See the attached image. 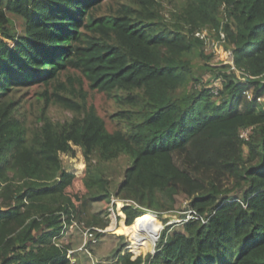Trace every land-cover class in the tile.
Here are the masks:
<instances>
[{
  "label": "trees",
  "instance_id": "trees-1",
  "mask_svg": "<svg viewBox=\"0 0 264 264\" xmlns=\"http://www.w3.org/2000/svg\"><path fill=\"white\" fill-rule=\"evenodd\" d=\"M105 1L0 0V264H71V247L57 243L72 223L93 233L91 254L109 224L93 205L112 199L127 202L115 230L135 254L148 250L134 232L143 219L158 234L154 254L116 249V264H264V0L102 11ZM219 46L231 64L212 63ZM84 81L116 103L113 130ZM33 85L42 90L30 121L16 94ZM50 106L70 116L54 121ZM77 151L85 191L70 195L76 168L63 157ZM120 158L113 183L103 165ZM179 196L198 218L160 232L149 212L173 210Z\"/></svg>",
  "mask_w": 264,
  "mask_h": 264
},
{
  "label": "rangeland",
  "instance_id": "rangeland-1",
  "mask_svg": "<svg viewBox=\"0 0 264 264\" xmlns=\"http://www.w3.org/2000/svg\"><path fill=\"white\" fill-rule=\"evenodd\" d=\"M127 0H106L103 4V10L105 11L108 6L115 7L117 2H125ZM174 0H163V3L165 4L166 9H172L175 6ZM179 2V1H178ZM10 17L14 21L15 28L18 32H21L22 30V21L18 18H15L14 16ZM230 58V57H228ZM222 58L220 56H217L215 59L212 60L213 64H220ZM223 62V61H222ZM199 72V71H198ZM205 78V80H209L211 77L209 73H203L201 72ZM218 85H215V87ZM42 90V87L39 85H33L28 88L22 89L19 93L16 94V96H21V106H22V112L24 113V116L27 118V120H33L34 115L37 114L38 107L40 106L39 103H37V93ZM83 90L87 92V103L88 105H93L95 108L97 114L105 121L106 127L109 131L113 130L116 126V122L111 119V115H113L115 112H117L118 107L116 106V103L114 100L105 94L101 92H97L95 90H91L88 87V84L86 81H84L83 84ZM48 115L54 120V121H63L66 118L70 116V113L68 111H65L58 106H50L47 111ZM242 137H247L249 135V130H244L241 132ZM63 162L66 168L75 167V177L72 180V185L66 189L67 193L70 195L75 194H82L85 190L82 184V176H83V169H84V159L81 155L80 151H77L75 153V156L72 157H63ZM125 164V158H120L116 162L105 164L103 165L104 169L107 170V172H110V178L113 180V183H116L122 176L123 167ZM124 205L123 202L118 204V206L115 207V212L117 215L116 218V226L114 225L113 221V228H110V225L112 223V213H111V206L112 204H107L105 202H101L99 204L93 205L92 211L93 213H100V215L104 214V211L107 210L108 212V218H109V224L104 229V234L99 238L100 242L93 246L94 252L88 253L84 250H80L79 248L83 244H87V241H85L83 230H81V227L74 226L73 229L67 230V235H65L62 239V241L71 247V249L75 250L73 256L71 257L73 261L75 260L76 264H116V259L113 258V252L118 249L120 250V255H126L131 254V259H135L137 256H146L153 250H155L156 243L153 246V248L150 249L149 244L147 245L148 250L141 251L135 254L132 249L130 248V239L128 236H125L124 233L117 232L115 229L118 227L120 223L125 224V215L121 212L120 208ZM190 210L188 199L184 196L177 197V203L173 210L166 211L163 213L158 212H149V214H153L154 217L158 222L162 224V229L160 232L164 231V228L166 226H170L169 230L173 228H179L181 225L180 220L183 217H186L188 212ZM119 217V218H118ZM134 222V221H133ZM151 225V219L145 218L143 219L142 225L143 227H146L150 229ZM136 232V230L134 231ZM159 232V233H160ZM136 235V233H135ZM134 237V235H132ZM140 238V237H139ZM128 252V253H126Z\"/></svg>",
  "mask_w": 264,
  "mask_h": 264
},
{
  "label": "built area",
  "instance_id": "built-area-1",
  "mask_svg": "<svg viewBox=\"0 0 264 264\" xmlns=\"http://www.w3.org/2000/svg\"><path fill=\"white\" fill-rule=\"evenodd\" d=\"M202 34H205V31H202ZM196 35L201 36L199 32L196 33ZM216 51H217V56H220V57L222 58L221 61H224L225 63H230V64H231L232 55H231L230 52L224 50L221 46L216 47ZM228 57H230V58H228ZM232 69H234L233 66H232ZM250 97H251V96H250V93L247 92V98H250ZM259 100H260V99H258V101H259ZM121 202H123V203H127L126 201L117 200V199H112V201L110 202V204H112V206H111V208H112V209H111V213H112V215H113L112 218L114 217L115 220H116V218H117V215H116V212H115V207L118 206V204H120ZM186 214H187V216L183 219V222H186V221L189 220L190 218H198V216H196V213H195L194 211H192V210H189L188 212H186ZM115 223H116V221H115ZM74 226H75V223H72V224L69 226L68 229H73ZM68 229H65V227H64L62 233L60 234V236H61V237H60V241L57 243V245H62V244L65 245V243L62 241V239H63V237H64L65 235H67V230H68ZM95 230H97V229H95ZM97 231H101V230H97ZM83 234H84L85 241L91 239V244H94V243L96 242L95 239H94V237H93V233L90 232L89 229L85 230V231L83 232ZM79 249H80V250H84V251H86V245L83 244ZM74 251H75V250H73V249H71V248L68 249V250H67V255H68V257L71 258V257L73 256V254H74ZM71 264H76L75 260L73 261L72 258H71Z\"/></svg>",
  "mask_w": 264,
  "mask_h": 264
},
{
  "label": "bare ground",
  "instance_id": "bare-ground-1",
  "mask_svg": "<svg viewBox=\"0 0 264 264\" xmlns=\"http://www.w3.org/2000/svg\"><path fill=\"white\" fill-rule=\"evenodd\" d=\"M113 221H114V225L116 226L115 219L113 217L112 223L110 225L111 229L113 228ZM135 233H136V235H135L136 237L143 238L149 243L150 249L153 248V246L155 245V240H154V236H153L150 229L143 227V226H140L136 229Z\"/></svg>",
  "mask_w": 264,
  "mask_h": 264
},
{
  "label": "water",
  "instance_id": "water-1",
  "mask_svg": "<svg viewBox=\"0 0 264 264\" xmlns=\"http://www.w3.org/2000/svg\"><path fill=\"white\" fill-rule=\"evenodd\" d=\"M156 238H158V234L156 235ZM155 250H153L152 252H150L149 254H154Z\"/></svg>",
  "mask_w": 264,
  "mask_h": 264
},
{
  "label": "clouds",
  "instance_id": "clouds-1",
  "mask_svg": "<svg viewBox=\"0 0 264 264\" xmlns=\"http://www.w3.org/2000/svg\"><path fill=\"white\" fill-rule=\"evenodd\" d=\"M185 217H183L181 220H183ZM181 220H180V222H181Z\"/></svg>",
  "mask_w": 264,
  "mask_h": 264
}]
</instances>
